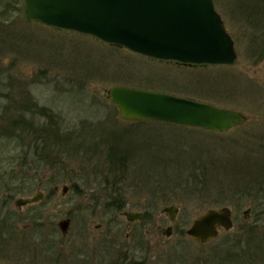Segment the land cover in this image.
Segmentation results:
<instances>
[{
    "label": "rangeland",
    "instance_id": "1",
    "mask_svg": "<svg viewBox=\"0 0 264 264\" xmlns=\"http://www.w3.org/2000/svg\"><path fill=\"white\" fill-rule=\"evenodd\" d=\"M239 2L214 0L236 61L203 67L27 21L23 0H0V223L15 216L13 233L0 234V264H264V213L251 202L262 191L218 203L222 192L263 181L251 162L264 161V26L255 21L264 14ZM113 86L209 102L245 120L226 132L123 120L107 97ZM38 190L42 200L15 206ZM172 204L174 222L161 212ZM223 205L230 230L206 244L185 234L195 217ZM127 211L144 215L128 221ZM246 229L259 230L249 251ZM229 234L242 240L238 260L219 246Z\"/></svg>",
    "mask_w": 264,
    "mask_h": 264
},
{
    "label": "water",
    "instance_id": "2",
    "mask_svg": "<svg viewBox=\"0 0 264 264\" xmlns=\"http://www.w3.org/2000/svg\"><path fill=\"white\" fill-rule=\"evenodd\" d=\"M24 18L46 26L88 34L112 46L157 58L188 64H233L234 41L214 6V0H24ZM107 97L127 121H162L226 132L238 125L243 113L162 91L113 86ZM59 186L55 185L54 190ZM69 186L61 185L66 193ZM42 191L17 197L21 207L42 200ZM179 207L161 208L174 222ZM143 212L127 211L128 221L140 220ZM71 219L61 218L62 235ZM233 227L232 210L223 205L208 208L195 217L185 234L198 244L215 239L221 230ZM164 233L170 236L172 225Z\"/></svg>",
    "mask_w": 264,
    "mask_h": 264
},
{
    "label": "trees",
    "instance_id": "3",
    "mask_svg": "<svg viewBox=\"0 0 264 264\" xmlns=\"http://www.w3.org/2000/svg\"><path fill=\"white\" fill-rule=\"evenodd\" d=\"M239 1H240L239 2V5L240 6H242L244 8H249V7L252 8V10L255 11L254 12L255 14L256 13L258 14L259 12H263V13H260V14H264V0H256V1L250 0L252 3L248 2L247 0L246 1L239 0ZM255 21H259L260 24H262V26H264L263 25L264 24V18H260V19H257ZM260 35L264 37V31L261 32ZM258 47H259V45H258ZM175 125H178V124H175ZM183 126H185V125H183ZM189 127H191V126H189ZM251 163H252V165L255 164L256 170L262 169L261 172L260 171L259 172H255V174L258 175V176L260 175L263 181L262 182L256 181L257 179L253 178V180H255V182L254 181L249 182V184H246V186H245L244 189L241 188L242 190L240 188L234 189L235 190L234 193L232 195H229V196H227L226 194H224V192H222V195L224 197L222 198V196H221V199L219 200L218 203H220V202L221 203H230V204L232 203V205H234V203H236V202H235V198H233V197H236L237 195H243L241 197V198H243L245 196L252 195V192L251 191H253V188L257 187L259 191H262V195H256L253 199H251V202L254 204L255 209L259 213H264V191H263L264 190V169H263L264 167L262 165V164H264V161H260L258 158H253V160H252ZM249 185L251 187H249ZM0 224H2V227L4 229V231L3 232H0V234L1 233H4L5 235H8V237H9V235L11 233H10L9 229L6 227L5 223L4 222L3 223L1 222ZM11 230H12V228H11ZM260 231L263 232L264 229H262ZM246 232H247V235H248V239L246 240L245 245H247V247H248L247 248V251H249L250 247L248 246L247 243L249 242V244H250V240H251V238H253V235H252L253 232L254 233H257V232H259V230H254L253 231L251 229H246ZM12 233H13V230H12ZM230 235L231 234H229L228 237L222 243L219 244V246H221V249H225L226 250L228 248L227 250L234 251V253L237 255L235 258L238 260L237 257H238V254H240V252L238 250H239V247H240L239 246L240 245V242L242 240H240V239L238 240V238L236 237L235 234H232V236H230ZM256 241H257V244L260 245V242L258 240H256ZM262 244L264 245V242ZM236 250H237V252H236ZM254 252H256V249L253 250V253ZM245 254H246V251H245ZM250 254H252V253H250ZM231 262L233 263V261H231ZM259 263L261 264L260 261H259ZM135 264H141V262H137Z\"/></svg>",
    "mask_w": 264,
    "mask_h": 264
},
{
    "label": "flooded vegetation",
    "instance_id": "4",
    "mask_svg": "<svg viewBox=\"0 0 264 264\" xmlns=\"http://www.w3.org/2000/svg\"><path fill=\"white\" fill-rule=\"evenodd\" d=\"M234 42H235V40H234ZM215 65H217V64H215ZM215 65H213V64H203L202 66L203 67H205V66H215ZM251 85H250V87L252 88V87H255V84L254 83H250ZM242 121L243 120H245V116L241 119ZM14 122H15V118L13 117V118H11V121H10V125H13L14 124ZM0 180H1V175H0ZM0 185H1V183H0ZM55 186V185H54ZM53 186V187H54ZM13 191V190H12ZM56 191V190H55ZM10 192V191H9ZM12 194V193H11ZM11 194H10V196H11ZM14 195V194H13ZM29 205V204H28ZM1 208H4V205H2L1 206ZM17 208H21V207H17ZM5 211V210H4ZM1 213V212H0ZM6 218H5V221H4V223H5V225H6V227L9 229V231H10V233H12V230H11V228L10 227H12V225L15 223V221H14V218H15V216L12 218V216H11V214H10V216H9V218L7 217V216H5ZM8 218V219H7Z\"/></svg>",
    "mask_w": 264,
    "mask_h": 264
}]
</instances>
